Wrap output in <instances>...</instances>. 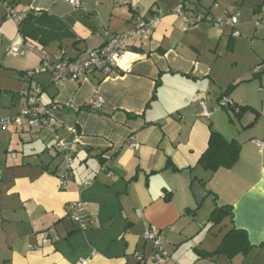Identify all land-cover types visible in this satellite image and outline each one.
<instances>
[{"label":"crops","instance_id":"0c3cea01","mask_svg":"<svg viewBox=\"0 0 264 264\" xmlns=\"http://www.w3.org/2000/svg\"><path fill=\"white\" fill-rule=\"evenodd\" d=\"M11 1L0 0V117L18 114L40 89L41 108L74 152L62 186L53 133L24 124L0 129V264H245L250 256V264H264V144L257 146L264 142V59L253 40L261 31L249 20L264 16V0H131L142 18H160L147 37L128 42L135 57L127 71L59 87L48 74L24 75L38 68L36 53L23 50L11 66L7 51L29 41L51 57L83 58L131 30L133 12L122 0H77V11L69 0H28L22 8ZM245 2L252 10L240 13ZM180 7L202 20L187 27ZM28 11L46 14L26 27L32 39L15 22ZM233 15L241 37L215 25ZM96 96L103 107L82 110ZM222 98L230 101L225 107ZM212 130L239 145L237 161L215 172L199 164ZM130 138L138 149L126 147ZM78 202L90 220L86 231L68 214ZM221 206L231 207L232 219L212 227ZM148 227L163 236L160 261H150ZM231 229L245 233V255H199L213 253Z\"/></svg>","mask_w":264,"mask_h":264},{"label":"built area","instance_id":"2783aa9c","mask_svg":"<svg viewBox=\"0 0 264 264\" xmlns=\"http://www.w3.org/2000/svg\"><path fill=\"white\" fill-rule=\"evenodd\" d=\"M124 5L129 6L134 13L133 28L127 32L111 36L103 46L96 50H88L82 60L68 61L63 57V53L51 57L40 49H36L30 44L23 45L22 49H11L7 51V55L13 58L22 56L23 50L36 53L40 60V69L28 73V77L35 74H49L51 83L55 87L61 86L68 80L77 81L86 77L90 73H101L105 78H115L125 73L130 66L135 55L131 52L128 42L134 40H141L148 36L150 31L154 30L160 14H154L148 19L138 16L137 10L131 6V0H123ZM69 4L76 10L80 9L81 5L77 0H69ZM178 16L182 19L187 27H191L197 22L201 21L200 16H192V14H185L180 7L177 10ZM237 24L235 15L229 16L223 20L215 22L218 27L228 25L233 29L231 34L232 38L239 37V33L235 30ZM41 91L35 89L31 95H28L27 107L21 109L15 116L0 117V129H6L10 126L22 127L23 124L29 129L44 128L53 133L55 136V149L62 155V165L64 168L63 173L60 175V184L66 185L71 179V165L74 149L70 145H64L57 130L54 128L53 120L49 117L43 118L44 109L40 106L39 95ZM230 101L227 98H222L218 101L219 106L225 107ZM104 105V100L100 96L93 97L86 107L90 110H100ZM203 116L207 117L209 112L206 108V101L200 102ZM33 136V135H32ZM34 137V136H33ZM264 142L257 143L258 147H262ZM126 147L136 150L139 145L130 138L127 141ZM68 214L73 222L78 226L81 231H86L89 228L90 220L85 213V204L78 202L73 203L68 208ZM145 241L153 245V256L150 261L161 260L159 254L160 242L163 238L161 232L153 227L145 229L143 234ZM76 264H86V261L81 260Z\"/></svg>","mask_w":264,"mask_h":264},{"label":"trees","instance_id":"16d2710c","mask_svg":"<svg viewBox=\"0 0 264 264\" xmlns=\"http://www.w3.org/2000/svg\"><path fill=\"white\" fill-rule=\"evenodd\" d=\"M7 3V6L9 5H16L17 2L15 1H9L5 0ZM9 8V7H8ZM12 8V7H10ZM75 10V9H74ZM81 10L80 9H76ZM134 15V13H133ZM138 16H140L138 14ZM46 14L44 13H36V12H26L23 16H18L15 18V22L18 24L19 32L25 36V30L28 25H34L39 24L44 21ZM141 17V16H140ZM264 18V16H263ZM264 20V19H263ZM114 36V35H113ZM33 34L25 36V39H32ZM30 44L34 46L36 49H40L43 51L41 47L36 46L33 43H30L29 41H25L23 45ZM105 44V43H104ZM103 44V45H104ZM102 45V46H103ZM99 49V48H98ZM96 50V49H95ZM88 51V50H87ZM86 51V52H87ZM45 53V51H43ZM86 52L83 56V58L86 55ZM64 57V55H63ZM83 58L78 59H67L68 61H75V60H82ZM264 64V63H263ZM41 60L38 68L33 71H37L40 69ZM28 71L25 72V76L28 77V73L33 72ZM122 74V73H121ZM261 73H256L255 76L258 77ZM36 75V74H35ZM49 75V74H48ZM33 76H30L28 78H31ZM50 77V75H49ZM35 90V89H34ZM40 90V89H39ZM230 91V88H229ZM31 92V91H30ZM247 108H240L237 116H240L242 110H246ZM82 110H90L86 106L82 108ZM47 114L44 110L43 112V118H47ZM238 153H239V145L235 141H226L218 132L212 130L210 132V136L207 143V148L201 158L199 159V164L204 169L208 170L209 172H215L216 170L220 168H229L231 167L238 159ZM232 219V210L230 206H221L217 207L214 212L211 214L209 219V224L212 227L220 226L223 221L226 218ZM250 250V245L247 241V237L245 233L241 231H237L235 229H231L228 233L223 236L221 243L216 248V250L213 253H203L198 252L199 255L204 257H215L218 255L226 256L228 259H232L237 255H245Z\"/></svg>","mask_w":264,"mask_h":264},{"label":"rangeland","instance_id":"374dc122","mask_svg":"<svg viewBox=\"0 0 264 264\" xmlns=\"http://www.w3.org/2000/svg\"><path fill=\"white\" fill-rule=\"evenodd\" d=\"M241 1L242 0H239V4H241ZM19 2H20V7L22 8L24 5H26L27 3H28V0H19ZM247 2L248 3H251V0H247ZM122 4L124 5V3H123V0H122ZM238 4V5H239ZM125 6H127V5H125ZM241 7H242V11H240V13L241 12H243V11H245V10H249L250 12H251V10L252 9H250L249 8V6H247V4H246V2L244 3V5L243 6H240V9H241ZM21 8H18V10H20ZM252 8H254V7H252ZM2 13H3V9H2V6L0 5V21H3V17H2ZM250 14V13H249ZM236 19H237V21H239L238 19H239V16L238 15H236ZM264 18H263V16H262V14L260 13V16L259 15H257V14H254L253 16H252V13L250 14V17H249V20H250V22L252 23L251 24V26L253 27V29H255L256 31H261V34H259L258 35V37H254V39L253 40H256V42H254V44L259 48V49H261L260 51L263 53L262 55H263V59H264V20H263ZM246 20H248V18L246 19ZM239 23V22H238ZM224 26H228V25H224ZM223 27V26H222ZM239 34H240V36L239 37H241V33L239 32V31H237ZM9 50H11V49H9ZM34 53V52H33ZM7 55V54H6ZM36 55V54H35ZM8 56V55H7ZM37 56V55H36ZM10 57V56H9ZM244 58V57H243ZM13 59V60H12ZM8 58L7 60H6V64H10L11 66H16V64L18 63V62H16V60H14L15 58ZM2 61V58H0V62ZM241 62V61H240ZM239 62V63H240ZM263 68V67H262ZM2 69L0 68V71H1ZM258 71H260V68H256V70H255V72H258ZM261 71H262V69H261ZM6 76V75H5ZM3 79H1L0 78V83H3ZM5 81H7V80H5ZM251 259H253L251 256L250 257H248L246 260H245V264H250V262H251ZM256 264H263V262H262V260L260 261V262H256Z\"/></svg>","mask_w":264,"mask_h":264}]
</instances>
